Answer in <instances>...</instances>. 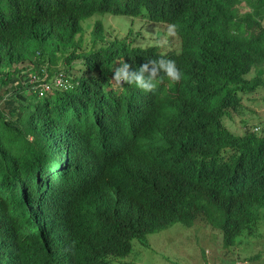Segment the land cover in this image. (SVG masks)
I'll use <instances>...</instances> for the list:
<instances>
[{
  "label": "trees",
  "instance_id": "16d2710c",
  "mask_svg": "<svg viewBox=\"0 0 264 264\" xmlns=\"http://www.w3.org/2000/svg\"><path fill=\"white\" fill-rule=\"evenodd\" d=\"M99 12L164 23L180 46L99 20L81 49ZM263 87L264 0H0V264H122L177 221L226 246L258 233L264 129L226 119Z\"/></svg>",
  "mask_w": 264,
  "mask_h": 264
},
{
  "label": "rangeland",
  "instance_id": "374dc122",
  "mask_svg": "<svg viewBox=\"0 0 264 264\" xmlns=\"http://www.w3.org/2000/svg\"><path fill=\"white\" fill-rule=\"evenodd\" d=\"M102 21L110 36L134 39L143 45L160 44L165 49L180 46L178 34L164 23L127 14L96 13L84 20L85 33L79 44L87 49L93 44V30ZM80 37V35L78 36ZM63 66V65H62ZM10 87V85H9ZM246 108L226 119V126L243 132L244 122L251 128L264 129V87L244 96ZM259 228V227H258ZM221 228L204 220L192 225L181 221L146 235L145 242L133 240V249L122 264H264V220L258 233L240 235L237 242L226 246Z\"/></svg>",
  "mask_w": 264,
  "mask_h": 264
},
{
  "label": "built area",
  "instance_id": "2783aa9c",
  "mask_svg": "<svg viewBox=\"0 0 264 264\" xmlns=\"http://www.w3.org/2000/svg\"><path fill=\"white\" fill-rule=\"evenodd\" d=\"M53 84L50 82H45L41 87H40V95H45L47 91L52 89Z\"/></svg>",
  "mask_w": 264,
  "mask_h": 264
}]
</instances>
